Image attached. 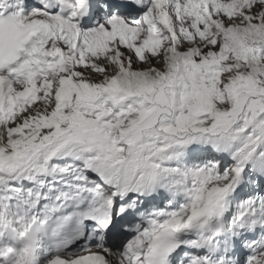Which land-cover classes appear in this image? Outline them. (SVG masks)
<instances>
[{
  "label": "snow or ice",
  "instance_id": "obj_1",
  "mask_svg": "<svg viewBox=\"0 0 264 264\" xmlns=\"http://www.w3.org/2000/svg\"><path fill=\"white\" fill-rule=\"evenodd\" d=\"M0 264H264V0H0Z\"/></svg>",
  "mask_w": 264,
  "mask_h": 264
}]
</instances>
